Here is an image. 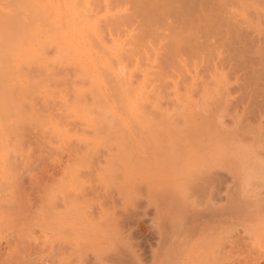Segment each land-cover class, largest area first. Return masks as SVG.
<instances>
[{"label": "rangeland", "instance_id": "1", "mask_svg": "<svg viewBox=\"0 0 264 264\" xmlns=\"http://www.w3.org/2000/svg\"><path fill=\"white\" fill-rule=\"evenodd\" d=\"M47 1L0 264H264V0Z\"/></svg>", "mask_w": 264, "mask_h": 264}, {"label": "bare ground", "instance_id": "2", "mask_svg": "<svg viewBox=\"0 0 264 264\" xmlns=\"http://www.w3.org/2000/svg\"><path fill=\"white\" fill-rule=\"evenodd\" d=\"M51 4V0L47 1ZM39 0L31 4L28 0H0V116L18 112V103L28 96L30 81L25 79L21 66L31 57L33 50L23 45V32L27 23L34 24L42 16L49 17L47 5ZM41 9L44 11L42 14ZM46 12V13H45ZM58 17V12H57ZM26 18L25 21H22ZM16 31V33H15ZM25 46V47H24ZM24 58V59H23ZM37 54V62L43 64ZM3 126L0 123V131Z\"/></svg>", "mask_w": 264, "mask_h": 264}]
</instances>
